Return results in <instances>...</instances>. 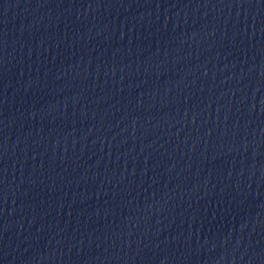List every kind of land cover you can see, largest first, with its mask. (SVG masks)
Masks as SVG:
<instances>
[{"label": "water", "instance_id": "obj_1", "mask_svg": "<svg viewBox=\"0 0 264 264\" xmlns=\"http://www.w3.org/2000/svg\"><path fill=\"white\" fill-rule=\"evenodd\" d=\"M0 264H264V0H0Z\"/></svg>", "mask_w": 264, "mask_h": 264}]
</instances>
